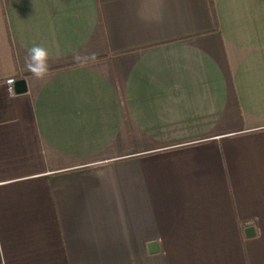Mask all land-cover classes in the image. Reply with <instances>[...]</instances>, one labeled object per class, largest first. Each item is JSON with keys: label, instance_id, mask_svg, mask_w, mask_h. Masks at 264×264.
I'll return each mask as SVG.
<instances>
[{"label": "crops", "instance_id": "1", "mask_svg": "<svg viewBox=\"0 0 264 264\" xmlns=\"http://www.w3.org/2000/svg\"><path fill=\"white\" fill-rule=\"evenodd\" d=\"M0 264H264V0H0Z\"/></svg>", "mask_w": 264, "mask_h": 264}, {"label": "clouds", "instance_id": "2", "mask_svg": "<svg viewBox=\"0 0 264 264\" xmlns=\"http://www.w3.org/2000/svg\"><path fill=\"white\" fill-rule=\"evenodd\" d=\"M76 59L79 60V57ZM25 67L27 71L30 72L36 79H45L51 70L49 65L48 49L40 45H34L28 49V53L25 58ZM8 93L10 97L14 95V90L11 86L8 89Z\"/></svg>", "mask_w": 264, "mask_h": 264}, {"label": "water", "instance_id": "3", "mask_svg": "<svg viewBox=\"0 0 264 264\" xmlns=\"http://www.w3.org/2000/svg\"><path fill=\"white\" fill-rule=\"evenodd\" d=\"M25 90H26V87H25V81L24 80L15 81V83H14V93L15 94H22L25 92ZM253 234H254V231L252 228L247 229V232H246L247 237L253 236ZM148 249H149V252H151V253L156 252V250H157L156 243H150L148 245Z\"/></svg>", "mask_w": 264, "mask_h": 264}, {"label": "built area", "instance_id": "4", "mask_svg": "<svg viewBox=\"0 0 264 264\" xmlns=\"http://www.w3.org/2000/svg\"><path fill=\"white\" fill-rule=\"evenodd\" d=\"M14 83H15V80L13 78H9L5 81V85H6V89L8 91L9 87L11 86L14 90Z\"/></svg>", "mask_w": 264, "mask_h": 264}]
</instances>
